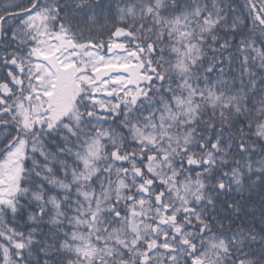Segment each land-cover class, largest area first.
<instances>
[{
  "label": "snow or ice",
  "instance_id": "snow-or-ice-1",
  "mask_svg": "<svg viewBox=\"0 0 264 264\" xmlns=\"http://www.w3.org/2000/svg\"><path fill=\"white\" fill-rule=\"evenodd\" d=\"M245 7L247 33L220 0L0 10V264H264L244 209L257 185L264 204V0ZM109 16L106 38L73 24Z\"/></svg>",
  "mask_w": 264,
  "mask_h": 264
},
{
  "label": "trees",
  "instance_id": "trees-1",
  "mask_svg": "<svg viewBox=\"0 0 264 264\" xmlns=\"http://www.w3.org/2000/svg\"><path fill=\"white\" fill-rule=\"evenodd\" d=\"M19 0H0V10L4 8L5 5L17 3ZM103 3H108V0H102ZM221 7L226 8V13L228 16V21L231 23L233 16L238 15L241 16V18L245 19V26L241 29V31L247 33L248 29L251 27V19L248 17V10L245 7L246 0H220ZM232 8H235V13H232ZM9 11H15L16 9H8ZM73 24H79L81 28L84 30L85 38H87L89 35L97 36V35H103L105 38L107 37L108 33L107 31H100L105 24L113 25L115 24V18L113 16H109L107 21L104 18L99 19L96 24H88L84 21L80 20L79 17H77L76 20L73 21ZM91 29V32L89 31ZM114 30V27L112 28ZM221 35H224L223 32H221ZM232 33L229 32L225 38H228L231 36ZM259 34L257 33V36ZM236 39H239V35H236ZM259 43V41H257ZM235 45H233V48ZM7 70L4 69L3 72H6ZM254 159L257 157H253ZM234 198L236 197V194H230ZM260 191H259V185H257L256 191L252 194V198L244 202V209L247 211V216L245 219L249 222V224H254L257 228V231H259L260 222H261V216L262 213H264V204H261L260 202ZM237 225L234 224L233 227H236ZM247 226V225H246Z\"/></svg>",
  "mask_w": 264,
  "mask_h": 264
}]
</instances>
